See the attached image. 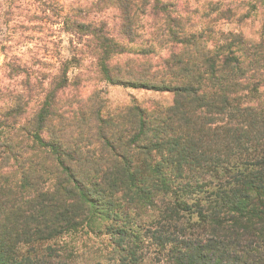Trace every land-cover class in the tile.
Returning a JSON list of instances; mask_svg holds the SVG:
<instances>
[{
  "label": "trees",
  "instance_id": "1",
  "mask_svg": "<svg viewBox=\"0 0 264 264\" xmlns=\"http://www.w3.org/2000/svg\"><path fill=\"white\" fill-rule=\"evenodd\" d=\"M174 5L41 1L37 27L58 26L69 47L51 42L52 72L39 58L6 65L18 88L0 106V264H73L69 239L103 233L109 264H264V22L254 40L213 25L241 27L257 5L198 22ZM82 68L173 104L104 115L83 99Z\"/></svg>",
  "mask_w": 264,
  "mask_h": 264
},
{
  "label": "rangeland",
  "instance_id": "2",
  "mask_svg": "<svg viewBox=\"0 0 264 264\" xmlns=\"http://www.w3.org/2000/svg\"><path fill=\"white\" fill-rule=\"evenodd\" d=\"M41 1L46 0H0V93H2L0 94V106H3L2 110L7 107V101L5 103L1 101L3 96L6 95V92L15 91L18 88L16 80L8 77L9 73L6 67L7 64H10L13 56L22 57L26 62L32 60V58H39L44 63H48L42 69L43 72H52L53 69H51L50 65L56 59L54 58L55 47L51 42L63 40L62 46L69 47L66 35L59 32L60 29L58 26H44V30H40L37 27L41 24L34 17L36 15L40 16ZM57 1L67 9L73 6L76 8L78 5L90 4L92 2V0ZM172 1L175 4L171 8L172 14L174 16L177 14L189 16L193 22L201 21V18L208 14L211 15V18L215 17V11L218 8L221 10L230 9L236 13H245L248 8L257 5L258 11H254V14L241 27H238L236 18L228 21L222 19L218 25H213V27L215 29L220 28L224 31L238 29V31L245 33L247 38H253L254 40H258L261 37L259 34L261 25L264 22V0H170V3ZM186 10L190 13L186 14ZM193 10L199 11V13L195 14L192 12ZM146 20L151 21V18L147 17ZM23 25L28 27V29L19 27ZM158 42L155 43L154 50L157 51L158 55L165 56L166 48H169L171 45L167 42H163L162 44ZM3 46L10 47V49H1ZM134 49H139V47H134ZM67 54V51L63 52V55L66 57L68 56ZM129 58L134 57L131 54L129 57H121L117 62L118 67L124 69V65L128 62ZM134 60H136L137 64L141 63V59L139 58H135ZM152 60V63L156 65L157 57H153ZM84 63L87 64L86 61ZM72 75L81 76L82 84L85 85V88L82 90L85 102L87 104L89 103V106H95V108L100 107L102 102L101 110L104 115H116L122 109L132 106L136 102L142 105L151 115L156 116L173 104V95L171 92L134 90L122 86L109 85L100 81L95 74H90L85 68H82L81 71H73ZM88 78H91V81L87 82ZM4 98H7V96ZM91 144H93V140H91L89 145ZM96 147H98V143H94L93 148ZM142 160L139 165L142 164ZM120 194L121 192H117L116 196L114 195L109 198L116 206H119L120 201H117V197ZM107 198L106 200L108 201L109 199ZM130 217L134 218V213ZM120 224L131 227L133 220L123 219L120 221ZM108 239L109 236L104 233L100 235L83 234L72 240L69 239L70 243L66 247L65 252L69 255L70 262L73 264H109L113 253L112 248L108 246Z\"/></svg>",
  "mask_w": 264,
  "mask_h": 264
}]
</instances>
